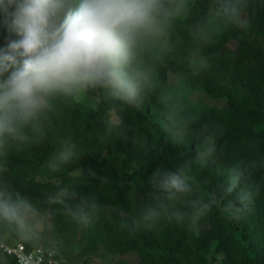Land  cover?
I'll return each mask as SVG.
<instances>
[{
    "label": "trees",
    "instance_id": "trees-1",
    "mask_svg": "<svg viewBox=\"0 0 264 264\" xmlns=\"http://www.w3.org/2000/svg\"><path fill=\"white\" fill-rule=\"evenodd\" d=\"M184 2L185 14L173 21L164 39L139 54L152 73V86L139 108L90 92L98 98L94 108L59 105L46 138L8 155L6 179L33 200L54 232L80 248L81 256L101 250L107 264H130L129 254L136 256V264H264V171L255 176L258 190L251 211L238 222L214 208L195 227L165 219L135 232L127 226L134 213L155 203L148 181L157 169L186 166L194 189L191 198L208 193L219 197L236 163L264 152V0H251L247 30L210 24L213 0ZM7 35L0 16V48L6 46ZM169 75L176 85L168 83ZM191 93L224 100V105L193 101ZM108 105L117 107L119 128L104 124ZM213 132L215 156L198 159L202 142ZM64 141L73 146V158L52 173L47 161ZM64 189L68 194L61 203L46 202ZM84 200L97 209L87 227L69 214ZM10 229L0 223V241ZM23 243L39 246L31 240ZM52 250L59 264H76L60 261ZM89 261L85 257L82 264ZM0 264L15 260L0 250Z\"/></svg>",
    "mask_w": 264,
    "mask_h": 264
},
{
    "label": "clouds",
    "instance_id": "clouds-1",
    "mask_svg": "<svg viewBox=\"0 0 264 264\" xmlns=\"http://www.w3.org/2000/svg\"><path fill=\"white\" fill-rule=\"evenodd\" d=\"M213 5L207 16L210 24L250 27L251 0H213ZM185 11L184 0H0L8 33L6 46L0 48V223L27 240L46 220L33 200L6 179L9 153L40 143L58 106L79 103L90 92L139 108L152 86V73L140 63L139 54L162 39ZM103 121L109 129L119 128L115 105L107 106ZM200 149V160L215 156L216 132ZM72 158L73 146L64 141L46 166L58 173ZM261 171L264 152L258 150L236 163L221 184V196L191 198L190 169H157L148 181L155 203L134 213L127 226L135 232L165 219L177 225L189 221L195 227L214 208L238 222L251 211L258 190L255 176ZM67 194V189L57 191L46 202L61 203ZM96 210L94 203L84 200L69 214L87 227Z\"/></svg>",
    "mask_w": 264,
    "mask_h": 264
},
{
    "label": "rangeland",
    "instance_id": "rangeland-1",
    "mask_svg": "<svg viewBox=\"0 0 264 264\" xmlns=\"http://www.w3.org/2000/svg\"><path fill=\"white\" fill-rule=\"evenodd\" d=\"M165 35L162 39L159 40L161 42L164 39ZM231 49L235 47L234 44L229 45ZM198 68V66L196 67ZM168 83L170 85H176V79L173 75H169ZM190 98L193 101L202 102L208 106H217L222 107L224 105V100H212L208 98L206 95L202 93H191ZM98 98L94 93L88 94L81 102L86 107L94 108L97 104ZM203 227V226H202ZM31 240L34 245H45L48 248L54 249L58 255L59 259L62 262H73L76 264H82V261L85 257H90V261L87 264H107L102 259V251H98L97 253L88 254L86 256H81L80 248L76 245L70 244L65 241L63 235L58 232H54L53 228L47 220H45L44 225L41 229L37 230L36 234L31 239H22L20 236L16 234L13 229L6 231L0 241L3 244H16L23 243ZM127 260L130 264H136L137 258L133 254H129L126 256Z\"/></svg>",
    "mask_w": 264,
    "mask_h": 264
},
{
    "label": "built area",
    "instance_id": "built-area-1",
    "mask_svg": "<svg viewBox=\"0 0 264 264\" xmlns=\"http://www.w3.org/2000/svg\"><path fill=\"white\" fill-rule=\"evenodd\" d=\"M0 250L12 257L15 264H59L55 252L42 246L28 248L24 243H0Z\"/></svg>",
    "mask_w": 264,
    "mask_h": 264
}]
</instances>
